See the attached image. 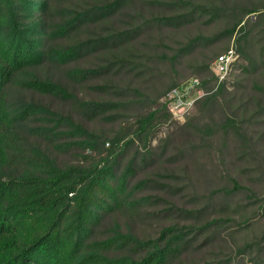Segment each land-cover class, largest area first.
<instances>
[{
  "label": "trees",
  "instance_id": "obj_1",
  "mask_svg": "<svg viewBox=\"0 0 264 264\" xmlns=\"http://www.w3.org/2000/svg\"><path fill=\"white\" fill-rule=\"evenodd\" d=\"M0 264H264V0H0Z\"/></svg>",
  "mask_w": 264,
  "mask_h": 264
},
{
  "label": "built area",
  "instance_id": "obj_2",
  "mask_svg": "<svg viewBox=\"0 0 264 264\" xmlns=\"http://www.w3.org/2000/svg\"><path fill=\"white\" fill-rule=\"evenodd\" d=\"M237 61H239V55L233 47L220 54L213 61L211 67L217 76L216 87L229 82ZM199 85L200 81L198 78H191L167 94L165 101L173 119L177 121L186 120V116L193 108L195 101L205 93Z\"/></svg>",
  "mask_w": 264,
  "mask_h": 264
},
{
  "label": "rangeland",
  "instance_id": "obj_3",
  "mask_svg": "<svg viewBox=\"0 0 264 264\" xmlns=\"http://www.w3.org/2000/svg\"><path fill=\"white\" fill-rule=\"evenodd\" d=\"M233 78H231L229 80V84L227 85L228 87H231V81H232ZM173 119V118H172ZM186 121V120H185ZM185 121H177L175 119H173L172 121H169L168 123H166L165 125L162 126L161 130L159 131L158 133V136H164L166 135L169 131L173 130L176 123L175 122H179V123H183ZM156 139L154 140V143H156Z\"/></svg>",
  "mask_w": 264,
  "mask_h": 264
}]
</instances>
